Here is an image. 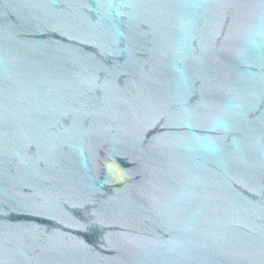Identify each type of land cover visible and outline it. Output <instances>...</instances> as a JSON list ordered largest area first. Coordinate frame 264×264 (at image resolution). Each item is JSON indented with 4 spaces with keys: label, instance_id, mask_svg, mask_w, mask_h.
<instances>
[{
    "label": "water",
    "instance_id": "1",
    "mask_svg": "<svg viewBox=\"0 0 264 264\" xmlns=\"http://www.w3.org/2000/svg\"><path fill=\"white\" fill-rule=\"evenodd\" d=\"M0 264H264V0H0Z\"/></svg>",
    "mask_w": 264,
    "mask_h": 264
}]
</instances>
